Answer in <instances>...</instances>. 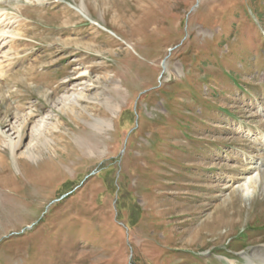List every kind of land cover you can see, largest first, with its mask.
Segmentation results:
<instances>
[{
  "label": "rangeland",
  "instance_id": "rangeland-1",
  "mask_svg": "<svg viewBox=\"0 0 264 264\" xmlns=\"http://www.w3.org/2000/svg\"><path fill=\"white\" fill-rule=\"evenodd\" d=\"M1 11L21 27L0 58V264L264 253V181L241 190L264 170V0H0ZM72 91L79 106L52 107ZM46 112L34 161L22 154ZM18 115L29 122L13 154Z\"/></svg>",
  "mask_w": 264,
  "mask_h": 264
},
{
  "label": "bare ground",
  "instance_id": "bare-ground-1",
  "mask_svg": "<svg viewBox=\"0 0 264 264\" xmlns=\"http://www.w3.org/2000/svg\"><path fill=\"white\" fill-rule=\"evenodd\" d=\"M69 7H73V6H69ZM73 11L78 12L82 16V18H87L82 9L74 8ZM91 24H93L95 26H99L98 24H96L94 22H91ZM20 27H21V25L17 24L14 28V24L10 23L9 20L6 18V15L4 13H2V11H1V13H0V58H2L6 54V52L4 53L3 49L5 48V46L7 44L11 43V41H13V39H17V40L20 39V34H18V33L13 34V32L16 29L20 30L19 29ZM164 69H166V64L164 65ZM2 75H3V70H2L1 64H0V79L2 78ZM116 86L120 87L119 84H117ZM75 91H72V93L67 95V96H63V97L56 99L55 101H52V103H51L52 107H54L55 109L57 108L59 110H63V109L74 110L76 106H79L80 101L82 99H84L82 91H80V92H75ZM106 103L108 105H112L113 99L111 97L107 98ZM111 108L113 111L117 112V110L119 109V106L114 104L111 106ZM52 117L53 116H52L51 112L47 113L43 118H40L38 121H36V123H34L35 125H33L31 127L30 132H29V140L25 146L26 152L22 154L23 156L25 155L27 158L34 160V161L37 159V156L34 152L36 142L34 144L33 141H35V140L37 141L38 139L42 138L46 133H48L49 127L51 126V120H52L51 118ZM27 121L28 120L26 119L25 115H18V118H16V121H15V124L13 123L14 130H16V133H17V137H16L17 140L15 142L14 140L12 141L11 139H7L8 140L7 143H9V146L12 149L13 154H14V149L16 147H19V145L21 144V138H20L21 132H22L23 128L27 125ZM109 127H110L109 123H107L106 126L97 125V126H95V130L99 134H101V133H105ZM2 138H4V137H3L2 133L0 132V140H2ZM259 164H262V162L256 164L257 168H258ZM20 173H21L22 177H25V178L27 177V173L24 170V168H20L19 174ZM262 180L264 181V170L261 171L260 169H257L256 173L253 176H248L246 178L245 183H248V187L242 186L241 187L242 192H244L245 195L249 194L250 192L253 194V192L255 190V186L257 187L258 183ZM243 197H245V196L243 195ZM246 198H248V197L246 196ZM255 260H259V261L264 262V253L259 252V251L253 253V255L248 257V264H255V262H254Z\"/></svg>",
  "mask_w": 264,
  "mask_h": 264
},
{
  "label": "water",
  "instance_id": "water-1",
  "mask_svg": "<svg viewBox=\"0 0 264 264\" xmlns=\"http://www.w3.org/2000/svg\"><path fill=\"white\" fill-rule=\"evenodd\" d=\"M199 0H197V2H198Z\"/></svg>",
  "mask_w": 264,
  "mask_h": 264
}]
</instances>
